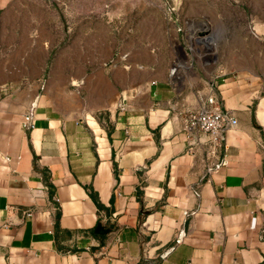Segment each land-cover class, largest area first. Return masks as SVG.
I'll return each mask as SVG.
<instances>
[{
  "label": "crops",
  "instance_id": "crops-1",
  "mask_svg": "<svg viewBox=\"0 0 264 264\" xmlns=\"http://www.w3.org/2000/svg\"><path fill=\"white\" fill-rule=\"evenodd\" d=\"M167 47L99 61L74 88L49 58L46 77L13 76L0 49V264H264V67L205 72ZM210 96L236 122L204 175L208 135L183 109Z\"/></svg>",
  "mask_w": 264,
  "mask_h": 264
},
{
  "label": "rangeland",
  "instance_id": "rangeland-1",
  "mask_svg": "<svg viewBox=\"0 0 264 264\" xmlns=\"http://www.w3.org/2000/svg\"><path fill=\"white\" fill-rule=\"evenodd\" d=\"M261 19L264 0H0V49L13 50V76L40 68L46 77L49 58L68 88L102 60L120 64L148 47L166 60L168 42L184 43L189 64L205 72L234 67L238 57L262 68L264 39L255 28Z\"/></svg>",
  "mask_w": 264,
  "mask_h": 264
},
{
  "label": "built area",
  "instance_id": "built-area-1",
  "mask_svg": "<svg viewBox=\"0 0 264 264\" xmlns=\"http://www.w3.org/2000/svg\"><path fill=\"white\" fill-rule=\"evenodd\" d=\"M130 67V64H127ZM185 127L189 131H199L208 135V156L203 161L204 175H210L225 165L221 155L226 148V133L236 122L227 111L221 109L213 97H208L204 104L187 106L183 109ZM24 126L32 127L30 116L26 115ZM220 154V155H219Z\"/></svg>",
  "mask_w": 264,
  "mask_h": 264
},
{
  "label": "water",
  "instance_id": "water-1",
  "mask_svg": "<svg viewBox=\"0 0 264 264\" xmlns=\"http://www.w3.org/2000/svg\"><path fill=\"white\" fill-rule=\"evenodd\" d=\"M201 35L205 34L206 32L205 31H201L199 32ZM95 232L97 234H105L107 233V230L104 228V226L102 225H98L97 228L95 229Z\"/></svg>",
  "mask_w": 264,
  "mask_h": 264
}]
</instances>
